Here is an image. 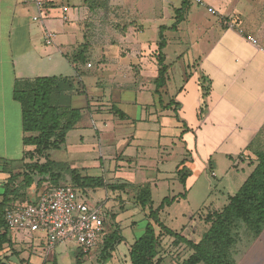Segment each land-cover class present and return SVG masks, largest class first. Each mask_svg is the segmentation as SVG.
<instances>
[{"label": "crops", "instance_id": "0c3cea01", "mask_svg": "<svg viewBox=\"0 0 264 264\" xmlns=\"http://www.w3.org/2000/svg\"><path fill=\"white\" fill-rule=\"evenodd\" d=\"M29 2L30 17L29 12L24 14L26 0H0V137L4 141L0 185L11 171L20 170L23 153L33 149L22 142L21 106L13 96L15 83L53 76L72 78L77 89L74 95L87 98L85 108L89 110L84 113L79 109L80 120L65 142L72 134L74 144L97 143L99 157L71 148L75 159L98 162L102 175L90 174L94 169L89 164L64 162L81 176L100 177L105 184H124L130 189L148 185L151 199L153 190L181 184L183 176L185 187L181 184V191L178 188L177 194L164 197L186 191L179 202L189 198L193 185L203 176L210 178L211 187L221 167L229 171L242 164L253 169L252 150L261 144L264 132V0L195 3L206 8L204 13H192L194 2L188 0L176 30L163 32L168 70L159 89L155 84L159 29L174 24V10L182 0H152L144 15L132 20L127 38L91 24L87 0ZM211 10L217 14L212 15ZM224 21L236 28L229 29ZM146 30L150 31L148 38ZM49 34L51 39H47ZM77 53L84 59L71 62ZM94 64L100 90L91 94L90 101L83 77ZM125 90L127 100H123ZM98 106L101 112L94 111ZM15 137L21 142L22 154L14 163L9 155L15 148L11 149L9 142ZM125 167L135 174V181L114 180L115 172ZM100 189L106 194L105 188L89 189L83 198L88 203ZM94 201L93 206L104 207V202ZM25 233L8 229L9 243L0 250L1 261L10 257L9 264H47L45 259L42 263L33 259L35 247L46 254L61 246L65 250L64 244L41 243L39 247L27 243L33 233ZM100 241L95 247L102 245Z\"/></svg>", "mask_w": 264, "mask_h": 264}, {"label": "trees", "instance_id": "16d2710c", "mask_svg": "<svg viewBox=\"0 0 264 264\" xmlns=\"http://www.w3.org/2000/svg\"><path fill=\"white\" fill-rule=\"evenodd\" d=\"M187 6L188 0H182L180 7L174 10V24L170 28L159 29L156 89L164 85L168 70L164 64L163 32L176 30L186 14ZM81 58L77 53L70 58V61L73 63L82 61L84 58ZM75 84L72 78L62 76L39 77L15 83L13 96L21 106L24 135L22 142L24 146L33 149L23 153L20 170L14 173L11 171L7 180L0 185V250L4 244L9 243L8 228L5 223L6 211L24 197L26 189L34 183L38 184L46 180V177L53 186L48 189L61 186L58 183L60 176L56 172L57 169L68 171L71 185L67 186L81 193L97 188L110 191H124L127 188L124 184H105L100 177L81 176L77 170L70 169L67 164L50 160L48 152L59 150L63 146L67 133L75 128L81 117V111L71 106V94L77 91ZM112 110L118 112L114 108ZM119 114L120 117H124L122 113ZM254 155L256 164L242 185L234 194L227 197V202L220 211L206 215L205 222L209 226L198 243L187 239L180 232L169 229L160 219V212L177 200L184 199L186 191L178 196L162 199L154 208L149 186L135 188V203L141 209L147 210L146 224L143 233L130 245L126 264H159L160 235H167L174 243H182L192 249L193 253L184 264H236L233 248L237 243L238 230L244 229L250 236L255 237L264 228V151H257ZM180 182L185 187L183 176ZM35 201L36 197L32 201H27L25 205H33ZM121 242L122 237L116 227L110 235L104 232L100 241L103 257H108ZM85 254L87 253L78 250L76 264H80ZM0 264L4 263L0 260Z\"/></svg>", "mask_w": 264, "mask_h": 264}, {"label": "rangeland", "instance_id": "374dc122", "mask_svg": "<svg viewBox=\"0 0 264 264\" xmlns=\"http://www.w3.org/2000/svg\"><path fill=\"white\" fill-rule=\"evenodd\" d=\"M90 7V18L91 24L103 26L104 30L111 33L122 34L124 38H127L129 33V27L133 26L132 20L139 16L144 15L146 6L152 3V0H87ZM29 0H26V9L24 14L28 13L27 5ZM192 13L195 11L205 12V7L196 5L192 3L191 5ZM31 12L28 13L30 17ZM145 34L147 38L150 37V31L146 30ZM91 72L86 74L83 77V83L86 87V92L91 101V94L98 92L100 89L96 85L97 79L95 64L94 68L90 70ZM87 73V72H86ZM71 95H74L72 93ZM123 100L129 98L127 90L123 92ZM86 96L74 95L72 97V107L81 109L84 113L88 111L86 107ZM100 106L95 112H101ZM116 120V119H114ZM72 135V134H71ZM69 136L62 147L63 150H51L48 152L50 160L56 163H64L66 161H73L75 166H93L90 167L94 169L90 172L93 175H102L100 169L98 168V162H91L93 159L83 160L75 159L73 149H82L84 152L89 153L90 157H99L101 154L99 151V146L97 143L84 142V143H73L72 136ZM261 144L252 150V159L253 163L251 166L256 164L255 152L264 151V132L261 136ZM13 141V142H12ZM9 142L11 149L15 148L14 151H10L11 158L14 159V163L17 159L21 157V142L18 137L12 139ZM4 141L0 137V163L4 161L2 148L4 146ZM72 147V148H71ZM247 152L245 155H249ZM43 162V160H41ZM66 164V163H65ZM89 164V165H88ZM68 165V164H67ZM69 166V165H68ZM70 167V166H69ZM107 168V165H105ZM71 169V168H70ZM77 170V169H75ZM252 167H247L246 165L240 164L237 169L232 170L226 167H221L218 171L217 179H213V184L210 187L208 184L207 177L203 176L197 180L196 184L193 185L192 191L189 194L187 200H180L179 202H174L170 207L165 208L164 211L160 213L161 221L171 230L180 232L187 239L198 243L202 235L207 231L208 224L205 222V217L208 213L214 211H220L222 207L227 202V197L234 194L242 183L247 178L248 174L251 172ZM78 171V170H77ZM59 173V185H71L70 174L66 170H58ZM79 172V171H78ZM213 174V173H212ZM211 174V177H214ZM109 178V177H108ZM107 178V179H108ZM114 180H121L126 182H133L136 180L135 174L128 170L127 167L120 171L115 172ZM46 180L40 183H34L31 187L26 189L25 195L20 201L14 203L15 206L25 205L27 201H32L39 193L53 187L50 185L49 181ZM178 188L181 191L182 186L179 183H170L169 185L159 186L158 189L152 191V202L153 207L159 205L162 198L165 196H172L177 194ZM212 188V189H211ZM173 190V191H172ZM1 192V189H0ZM135 189L126 188L124 191H107L106 194L103 189L96 190L91 199L88 201L89 205H94V200H99L104 202L103 211L106 215L105 229L104 232L106 235H110L112 231L117 228L119 231L122 242L116 247L115 251H112L110 255L106 258L103 257L101 253V246L94 247L88 255H83L81 264H126L128 263V247L133 241L139 237L144 230L146 224V209H141L135 203ZM23 200V201H22ZM209 208L207 207L210 205ZM207 207V208H206ZM16 231V230H14ZM20 233H25L23 231H16ZM27 234V233H25ZM156 234H158V229L156 228ZM30 235V234H27ZM32 237L30 240L26 239L27 243H35L37 246H41L43 243L44 246L48 244L47 236L44 233L38 232L31 234ZM29 237V236H28ZM59 245V244H58ZM57 245H55L56 247ZM65 250L63 246L60 248H54L44 252L42 249L35 247V255L33 256L34 260L42 261L45 259L47 264H76L75 255L77 252V245L72 242L64 243ZM17 249L20 250L19 246ZM158 259H160L159 264H184V262L189 258L193 253L192 249L188 246L180 243H174L173 239L167 235L159 236V248H158ZM233 256L236 264H264V228L258 236H250L244 229L238 230L237 243L233 248ZM23 257L25 255L23 254ZM10 257H6L2 260V263L9 264ZM42 259V260H41ZM51 261V263H50Z\"/></svg>", "mask_w": 264, "mask_h": 264}, {"label": "built area", "instance_id": "2783aa9c", "mask_svg": "<svg viewBox=\"0 0 264 264\" xmlns=\"http://www.w3.org/2000/svg\"><path fill=\"white\" fill-rule=\"evenodd\" d=\"M191 1L202 4V0ZM210 13L217 14L214 10ZM225 25L236 28L234 23L225 22ZM51 38L49 34L47 39ZM86 67L90 68L91 64L87 63ZM105 222L102 207L89 205L83 193L64 185L42 191L33 205L14 206L5 213L8 229L44 233L49 246L72 241L83 253H89L102 238Z\"/></svg>", "mask_w": 264, "mask_h": 264}]
</instances>
